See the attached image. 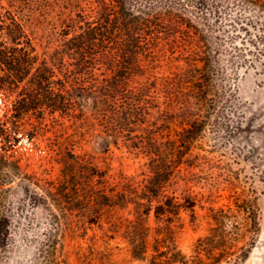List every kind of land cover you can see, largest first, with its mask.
<instances>
[{
  "label": "rangeland",
  "instance_id": "obj_1",
  "mask_svg": "<svg viewBox=\"0 0 264 264\" xmlns=\"http://www.w3.org/2000/svg\"><path fill=\"white\" fill-rule=\"evenodd\" d=\"M99 1L0 0V39L11 20L17 18L25 25L39 53L55 58L57 52H66L71 38L81 34L90 24L98 25ZM122 3L127 9L134 5L158 8L161 0H122ZM166 9L169 6L163 5L157 10ZM181 13L209 37L207 55L213 63V82L206 87L209 98L217 104V110L197 142L196 152H200L202 158L200 169L193 170L197 181L193 186L194 194L201 199L196 207L197 217L182 212L181 219L172 223L158 220L154 215L149 219H138L132 213V205L105 207L95 216L78 210L54 216L53 213L58 212L51 206L32 200L30 194L21 188L17 162L25 172L40 178L57 176L60 168L54 158L56 152L59 153L56 148L60 141L85 156L92 166L107 171V186L113 185L122 175L130 177L146 169L147 158L130 152V135L142 134L144 127L155 119L156 109L145 117L144 125L134 127L133 133L120 132L119 145L112 144L109 151H104L102 143L109 131L100 125L102 116L98 120L94 110L102 96L100 90L111 85L114 74L108 70L110 67L105 61H98L96 65L91 64L94 67L82 85L75 86L82 88L84 94L78 101L84 105L81 115L85 119L81 121L56 120L47 116L39 122L30 117L15 121L18 126L15 127L10 119L12 111L6 113L7 98L0 93V134L1 130L9 129L11 141L0 136V220L3 233L0 264H47V256L55 264H149L148 259H135L130 246L132 233L146 227L150 228V242L158 234L170 236L179 249L193 258L198 238L209 234L215 226L209 217L211 205L216 209L224 207L229 215L226 240L231 248L221 264H264V54L257 49L262 45L250 38L256 32L253 28L248 33L245 30L239 31L238 35L234 33L232 38L217 39L195 9L188 6ZM126 35H121L123 37L109 44L106 50L98 48L96 53L100 58L113 51L119 55V47L127 41ZM189 36L173 38L184 42L189 40L190 49L184 46L187 50L179 48L172 53L166 38L151 53L137 56V66L130 71L118 70V74L127 78L121 86L142 94L151 91V99L159 100L154 106L174 111L173 104H183L195 95L189 80L196 77V73L189 68V57L192 49L201 54L202 51L196 36L191 39ZM66 69L63 67L67 79L62 72H58V78L68 81L72 75ZM150 86H158L159 90ZM162 86H176V98L166 94ZM65 87L71 88L70 84ZM17 94L14 93L11 100ZM18 131L31 132L36 137L30 139L26 133ZM7 145L12 148L7 151L10 163L2 159ZM200 193L206 194L204 199ZM210 257L203 254L202 260L193 264H211Z\"/></svg>",
  "mask_w": 264,
  "mask_h": 264
},
{
  "label": "trees",
  "instance_id": "obj_2",
  "mask_svg": "<svg viewBox=\"0 0 264 264\" xmlns=\"http://www.w3.org/2000/svg\"><path fill=\"white\" fill-rule=\"evenodd\" d=\"M111 1L98 2V25L90 24L81 34L71 38L66 52H57L55 58L42 56L25 25L13 18L0 39V93L7 98L6 113L12 111L10 119L15 127H18L15 121L30 117L39 122L47 116L56 120L81 121L85 119L81 115L84 105L78 101L84 94L82 88L75 86H81L83 79L91 74L94 67L92 63L96 65L98 61H105L110 67L108 70L114 75L111 85L103 86L100 90L102 96L94 110L98 120L102 116L100 125L109 131L102 143L103 150L109 151L112 144L119 145L120 132L133 133L135 130L132 129L144 125L145 117L151 114L152 109H156L155 119L144 127L143 133L130 135V152L147 158L146 169L138 175H122L113 185L107 186V171L92 166L85 156L77 154L74 148L60 141L56 148L59 153L56 152L54 158L60 168L57 176L40 178L25 172L17 162L21 188L30 194L32 200L51 206L58 212L53 213L54 216L74 210L96 215L105 207L132 205V213L138 219H149L154 215L158 220L172 223L181 219L182 212H190L191 217L196 218V207L201 199L194 194L193 186L197 181L193 170L200 169L202 162L200 152H196L197 142L213 112L217 110V104L209 98L206 87L213 82V63L207 55L210 51H207L209 37L181 12L188 6L195 9L217 39L232 38L234 33L238 35L242 30L248 33L253 28L256 32L250 38L257 45H262L257 49L264 54V0H161L158 8L169 6L164 11L135 5L127 9L122 0ZM124 34L127 41L119 47V55L113 51L103 59L99 57L96 53L98 48L106 50L109 44H114ZM177 35H190V39L196 36L194 39L202 51L201 54L192 49L189 57V68L193 74L196 73V77L189 80L195 95L187 98L183 104H173L174 111L160 110L154 106L159 100L151 99V91L142 94L121 86L127 82V78L117 72L130 71L137 66V56L151 53L166 38L172 53L179 51V48L187 50L184 46L192 48L189 40L184 42L173 38ZM63 67H67V73L72 75L68 81ZM58 72H62L66 79L58 78ZM67 84L71 88L67 89ZM150 88L159 90L158 86ZM161 88L170 97L176 98V86ZM14 93L18 94L11 100ZM8 130H1L0 136L11 142ZM21 133H26L30 139L36 137L31 132ZM9 147L7 145L6 154L2 157L5 163H10L7 151L12 148ZM200 195L204 199L206 194ZM209 211L215 226L209 234L198 238L193 258L179 249L170 236L158 234L150 242L149 227L136 229L130 236L133 257L148 259L149 264H193L195 261L200 262L198 260H202L205 254L211 256V264H221L231 248L226 240L229 215L224 207L216 209L211 205ZM2 240L0 220V245ZM47 258V264H55L50 256Z\"/></svg>",
  "mask_w": 264,
  "mask_h": 264
}]
</instances>
